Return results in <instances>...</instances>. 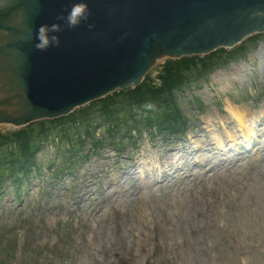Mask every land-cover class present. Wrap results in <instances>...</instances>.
<instances>
[{"label":"rangeland","instance_id":"obj_1","mask_svg":"<svg viewBox=\"0 0 264 264\" xmlns=\"http://www.w3.org/2000/svg\"><path fill=\"white\" fill-rule=\"evenodd\" d=\"M246 44V57H235L226 68L210 74L208 80L200 83L194 91L187 90L179 96L180 107L189 123L188 136H193V139L189 137L192 143L205 145L216 133H221L220 119L227 118L225 121L228 124L224 127L236 130L224 112L227 96H230L228 101L243 106L246 111H251L252 106L264 109V41ZM163 62H158L147 74L155 84L158 83ZM193 97L201 102L200 112L196 110ZM206 121L211 124L207 132L204 130ZM1 130L0 133L14 129L5 127ZM102 133L103 128H96V134L106 139ZM161 137L163 140L164 136ZM151 142L143 137L136 147L127 146L124 149L130 156L135 154L137 158L153 157L154 153L161 157L158 143L155 140ZM64 148L65 143L49 141V145L37 157L40 175H33L32 184L24 186L26 182H23L20 185V197L17 199V190L14 193L10 185L1 188L0 264H115L117 252L129 254L138 234V240L143 235L140 240L149 247L161 242L160 235L164 234L165 252L150 253L147 262L141 258L132 264H244L241 258L245 257L242 252L244 249L247 250L256 242L264 248V165L257 164L242 172L241 183L253 179L255 193L247 194L244 197L247 203L239 209L228 203L229 194H233L231 187H228L232 175L224 173L215 176L201 169L199 177L204 181L197 184L193 181L186 189L185 186L181 187L179 192H156L150 189L153 185L149 184L147 188L150 190L145 188L141 197L135 196L137 201L131 199L133 202H129L128 199L118 208L108 206L98 221L91 222L84 235L80 222L90 219L93 214L90 208H86L82 216H76L74 209L77 207L74 208L73 203L78 198L74 194L68 198L66 189L69 182L75 183L80 189L82 175L86 179L96 180L87 184L89 194H92V190L96 191L89 201L94 205L104 187L111 186L110 182L100 179L101 167L110 165L117 174L129 164L130 156H117L115 148L108 143L95 154L86 141L84 152L78 156L80 160L74 162V158L69 157L70 154ZM68 161H71L72 170L52 180L54 176L48 168L58 167ZM129 188L124 186L128 197ZM60 195L64 197L60 198ZM55 201H59L58 207H53ZM140 211L148 216L147 221L156 223L154 226L157 229L151 230V223L146 222L138 225L140 231H133V236H130L129 215H140ZM58 212L60 215L56 214ZM120 213L128 219L116 217ZM8 239L13 240V246L10 258L4 262L1 248ZM253 259L246 264H264V256H253ZM126 261V264L131 263L130 259Z\"/></svg>","mask_w":264,"mask_h":264},{"label":"water","instance_id":"obj_2","mask_svg":"<svg viewBox=\"0 0 264 264\" xmlns=\"http://www.w3.org/2000/svg\"><path fill=\"white\" fill-rule=\"evenodd\" d=\"M77 7L88 18L69 27ZM255 31L264 0H0V123L66 115L129 90L158 58L230 49Z\"/></svg>","mask_w":264,"mask_h":264},{"label":"trees","instance_id":"obj_3","mask_svg":"<svg viewBox=\"0 0 264 264\" xmlns=\"http://www.w3.org/2000/svg\"><path fill=\"white\" fill-rule=\"evenodd\" d=\"M220 63H225L221 53L214 54L201 63H198L196 59L192 61L169 63L160 74V87L151 89L148 87V84H143L129 94H119V97L125 98L124 101L126 103L127 113L131 117H134L135 112H138L142 115H146L147 119H150V115L154 114V118L162 123L176 121L179 119V114L173 99L174 91L190 83L191 75L197 77L195 74L197 72L198 77H202ZM114 100L115 99L112 97L105 100L106 102H102L99 106L100 111L105 113L106 111H110L115 105H118V102ZM117 109L121 108L119 107L116 108V110ZM65 122V120H62L59 125ZM87 129V127L84 128L85 131H87ZM39 133H42L41 129ZM0 140H2V138H0ZM7 140L10 142L8 144L12 147V151L20 152V157L17 158L13 156L5 158L6 154L0 152V177L2 175H11L10 177L13 178L17 173H21V169L25 168L23 166L31 160L34 154V141L36 138L32 134V131L27 130L24 133L14 134ZM2 143H5V141ZM22 150L23 153L21 152ZM10 151L8 154H10Z\"/></svg>","mask_w":264,"mask_h":264},{"label":"bare ground","instance_id":"obj_4","mask_svg":"<svg viewBox=\"0 0 264 264\" xmlns=\"http://www.w3.org/2000/svg\"><path fill=\"white\" fill-rule=\"evenodd\" d=\"M226 112L228 113V115L233 118L237 124L239 125L240 128H243V134L246 135L248 133L246 127H247V118H248V114L246 113L245 109H242V108H237L236 106H234L233 104H231L229 101L226 102ZM217 139L220 140V138L218 136H216ZM184 157V156H183ZM179 160L181 161L182 160V157L179 158ZM176 162H174L175 164ZM144 167V166H143ZM146 171H148L149 169L146 168L145 169ZM144 168L142 169V167L139 166L138 167H132L130 170H128L127 172L129 173L130 177L135 180V177L138 175L139 177H142L143 176V173H144ZM104 174L106 177H109L107 178V181L110 182L111 180H117V177L116 176H113V171L111 170V167H108L105 171H104ZM151 174V172H150ZM109 175V176H108ZM149 177H143L141 179V182L143 181H146L148 180ZM172 181L173 183H175L176 181L175 180H170ZM141 185V184H139ZM144 185V183H143ZM122 191L120 189V187H117L114 192L111 194V197H117V198H120V200L122 201L123 198H122Z\"/></svg>","mask_w":264,"mask_h":264},{"label":"clouds","instance_id":"obj_5","mask_svg":"<svg viewBox=\"0 0 264 264\" xmlns=\"http://www.w3.org/2000/svg\"><path fill=\"white\" fill-rule=\"evenodd\" d=\"M75 11L77 14H79V18L76 19V18L70 17L68 20L69 27H77V26H79V24L86 22V20L88 18L86 9H82V8L77 7ZM38 39H39V37H38ZM38 48H39V50H44L39 45H38Z\"/></svg>","mask_w":264,"mask_h":264}]
</instances>
